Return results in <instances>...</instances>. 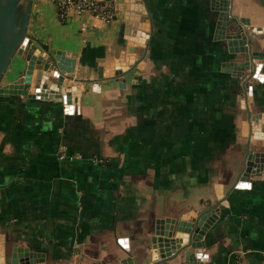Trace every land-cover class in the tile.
<instances>
[{
    "label": "crops",
    "instance_id": "0c3cea01",
    "mask_svg": "<svg viewBox=\"0 0 264 264\" xmlns=\"http://www.w3.org/2000/svg\"><path fill=\"white\" fill-rule=\"evenodd\" d=\"M117 3L105 22L31 2L27 47L58 58L71 98L26 87L0 96V264L12 253L29 264H155L178 246L171 219L205 212L216 216L194 264H264V0ZM237 26L258 77L227 50ZM136 31L145 43L114 75L106 62ZM24 57L2 84L23 75ZM249 151L263 165L241 178ZM183 253L164 264H187Z\"/></svg>",
    "mask_w": 264,
    "mask_h": 264
},
{
    "label": "water",
    "instance_id": "95a60500",
    "mask_svg": "<svg viewBox=\"0 0 264 264\" xmlns=\"http://www.w3.org/2000/svg\"><path fill=\"white\" fill-rule=\"evenodd\" d=\"M109 6L115 12L117 8V0H109ZM32 0H0V96L8 93L21 92V88L26 87L29 91V95L36 96L41 99H62L63 97L69 99L71 98L68 88L62 86L64 76L59 74L58 69L60 68L57 62L58 58L50 57L44 54L35 53V46L31 44L28 45V33L27 25L29 21V14L31 10ZM132 2V0H130ZM132 7V6H130ZM129 7V8H130ZM148 24V23H147ZM143 28V27H142ZM142 31H136L135 34H131L126 39V45L132 46L129 50H123L118 56V58H110L107 60V64L111 63L115 66L116 71L114 75H119L126 72L130 68V64L135 63L134 59H131V55L134 56V52L131 48L137 47L139 43H145V40L141 38ZM226 38L227 50L229 53H243V68L245 70H253V77H258L261 68V62L254 63L252 60L256 59L257 51H252L251 41L248 40V35L242 27L237 26L232 31H228ZM25 52V60L27 62L25 71L22 76L18 78L14 83L2 84L3 76L8 68V65L15 54H22ZM132 52V53H131ZM128 55L130 59H128ZM130 60V61H128ZM56 68V69H55ZM58 69V70H57ZM241 76V75H238ZM50 77L55 78L53 83ZM245 87H249V82H246ZM249 98L251 94L248 91ZM255 115L251 117L252 123ZM258 131V128L257 130ZM259 132H253L256 134ZM261 155V154H260ZM257 153L249 151L244 160V169L242 171L243 177H248L250 173L257 171L252 169L255 165L256 167L262 166L263 164H256ZM212 214V213H211ZM216 215L213 213L210 216V212H205L203 214H197L194 217H189V219L178 218L171 219V233L173 230L178 234L181 233L180 239L176 241L178 245L176 248H172L173 251L167 250L166 253H162L160 261L155 264H164L165 259L170 257L172 254L178 251H184V260L187 264H194L197 260V254L200 253L198 250L202 247L199 239L204 234L205 230L209 227L212 218ZM158 233V232H156ZM164 236L169 234L168 231L160 232ZM170 233V234H171ZM176 235V234H175ZM176 237V236H175ZM159 245L161 246V239L157 238ZM180 244V242H182ZM153 248H157L154 244ZM30 260L28 257L24 256L22 253H12V256L8 259L5 264H29ZM119 264H134L130 257H125L119 260Z\"/></svg>",
    "mask_w": 264,
    "mask_h": 264
},
{
    "label": "built area",
    "instance_id": "2783aa9c",
    "mask_svg": "<svg viewBox=\"0 0 264 264\" xmlns=\"http://www.w3.org/2000/svg\"><path fill=\"white\" fill-rule=\"evenodd\" d=\"M57 9L61 19H65L69 13L82 15L88 18H98L109 22L113 17L109 0H51ZM82 30L85 29L83 24Z\"/></svg>",
    "mask_w": 264,
    "mask_h": 264
},
{
    "label": "trees",
    "instance_id": "16d2710c",
    "mask_svg": "<svg viewBox=\"0 0 264 264\" xmlns=\"http://www.w3.org/2000/svg\"><path fill=\"white\" fill-rule=\"evenodd\" d=\"M108 7H110V6H108ZM110 10H111V11H113V9H112V8H110Z\"/></svg>",
    "mask_w": 264,
    "mask_h": 264
}]
</instances>
